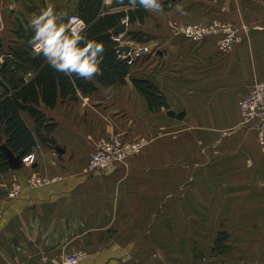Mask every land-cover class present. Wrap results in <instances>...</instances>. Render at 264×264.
Wrapping results in <instances>:
<instances>
[{
    "label": "crops",
    "instance_id": "obj_1",
    "mask_svg": "<svg viewBox=\"0 0 264 264\" xmlns=\"http://www.w3.org/2000/svg\"><path fill=\"white\" fill-rule=\"evenodd\" d=\"M114 1L104 0L101 12L126 9ZM80 2L0 0V63L46 3L67 12ZM214 19L237 30L232 49L220 48L224 33L193 41L174 31V24ZM130 42L151 51L130 64L123 84H97L44 107L55 122L52 141L38 138L34 164L0 171V264H59L77 250L86 252L78 264H224L211 257L213 238L225 224H242L243 193L258 192L264 176L257 129L242 124L238 106L264 80V0H170L162 12L129 21L122 43ZM112 135L144 148L90 171L91 155ZM53 175L61 179L26 183ZM14 185L22 186L15 197Z\"/></svg>",
    "mask_w": 264,
    "mask_h": 264
},
{
    "label": "trees",
    "instance_id": "obj_2",
    "mask_svg": "<svg viewBox=\"0 0 264 264\" xmlns=\"http://www.w3.org/2000/svg\"><path fill=\"white\" fill-rule=\"evenodd\" d=\"M103 1L82 0L78 11H74L85 19L89 36L105 45L102 73L93 80L69 79L51 68L42 56L34 55L32 49L14 52L17 67L15 73L10 69L11 79L0 74V171L10 169L3 145L15 154L27 156L36 146L38 138L52 141L50 133L55 122L45 114L44 107L53 109L59 99H75L78 90L82 93L94 92L97 84L112 89L126 81L130 64L118 56L116 46L119 42L112 30L126 16L130 23L144 21L147 10L139 7L133 10L129 0H115L114 7L126 9L101 12ZM169 4L170 0H162L163 8ZM27 36L29 39L31 35ZM4 65L0 73L6 71L8 64ZM23 112L34 120V130L25 122Z\"/></svg>",
    "mask_w": 264,
    "mask_h": 264
},
{
    "label": "built area",
    "instance_id": "obj_3",
    "mask_svg": "<svg viewBox=\"0 0 264 264\" xmlns=\"http://www.w3.org/2000/svg\"><path fill=\"white\" fill-rule=\"evenodd\" d=\"M69 16H76L85 21V19L78 13L73 12ZM86 23V21H85ZM121 23L129 25L128 16L122 19ZM174 31L176 34H182L185 37L193 40L200 41L210 35H217L224 33L220 39V48L223 50H230L236 42L239 41V34L230 23H222L220 20L214 19L207 23L199 24H174ZM122 34H117L115 39L119 42L116 46V52L128 64H133L139 54L150 52L149 45L136 46L132 42L129 44L122 43ZM130 46L129 51H125L122 46ZM242 124L244 126H253L257 129V139L262 149H264V80L256 82L250 92L244 96L239 105ZM144 143L141 141L127 142L122 137L114 135L110 138L102 139L99 143L98 149L91 155L88 162V169L91 171L104 169L113 162L125 161L131 155L142 152ZM35 154L29 153L23 156L24 164L32 165L36 162ZM58 177H40L30 176L27 178L26 183L29 187H36L55 183ZM22 189L21 185H14L10 191V196H16ZM86 256V252L77 250L74 253L66 256L59 264H78Z\"/></svg>",
    "mask_w": 264,
    "mask_h": 264
},
{
    "label": "clouds",
    "instance_id": "obj_4",
    "mask_svg": "<svg viewBox=\"0 0 264 264\" xmlns=\"http://www.w3.org/2000/svg\"><path fill=\"white\" fill-rule=\"evenodd\" d=\"M130 7L159 13L162 0H129ZM186 15L181 7L176 9ZM31 36L29 44L34 55L42 56L55 71L69 79L93 80L102 73L105 45L90 37L85 21L67 12H58L51 3L39 9L28 19Z\"/></svg>",
    "mask_w": 264,
    "mask_h": 264
},
{
    "label": "rangeland",
    "instance_id": "obj_5",
    "mask_svg": "<svg viewBox=\"0 0 264 264\" xmlns=\"http://www.w3.org/2000/svg\"><path fill=\"white\" fill-rule=\"evenodd\" d=\"M73 12L74 11L72 10L67 11L68 14H71ZM23 31L25 32V34H20V39L12 43L7 49L6 54L4 53V55H11L13 57V60L4 61L3 57L1 58L0 68H5L4 64H8V66L6 67V71L0 73L3 78L11 79V70H14L12 71L14 73L16 72L17 65L15 63L14 52L26 50L29 51L31 49L27 36H30L31 33L29 34L27 27L23 29ZM27 75H30V73H28ZM112 136H108L105 138H110ZM230 147L232 146L228 145L226 148H228L229 150ZM234 147L237 148V146ZM262 150L264 152V149ZM230 153H234V150H230ZM232 163H234V161H232ZM53 176L58 177L57 181L61 179L60 175ZM195 177V182L193 184L197 186V183L201 181V179H199V177L197 176ZM258 186V192H256L253 188H249V193H243L242 224H235L229 226L225 224L223 228H221L217 232L215 238H213V249L217 250V252H211L212 258L214 257L216 259L218 258V256H220L221 262H223L224 264H228V261L232 262L233 258L236 260V264H264V176L263 178H260ZM195 188L201 190V188L199 187ZM244 188L246 187L244 186ZM256 194L259 195L258 202H260V205H258V203L256 202V198L252 197ZM195 199H202V193L200 191L195 193ZM236 203L237 205H239L238 199ZM238 212L239 209L237 210L236 214L237 220H239ZM196 250V253H199L201 257H204L202 256V251H200L199 249Z\"/></svg>",
    "mask_w": 264,
    "mask_h": 264
},
{
    "label": "water",
    "instance_id": "obj_6",
    "mask_svg": "<svg viewBox=\"0 0 264 264\" xmlns=\"http://www.w3.org/2000/svg\"><path fill=\"white\" fill-rule=\"evenodd\" d=\"M127 30V25L125 23H121L119 26H117V28H114L112 30V32L114 34H120V33H124L125 31ZM122 48L125 50V51H129L130 50V46L128 45H124L122 46ZM3 59L4 61H11L13 60V57L11 55H4L3 56ZM162 103L163 105L165 106L166 109H168V114L171 115V116H175L176 113L170 109V106L166 100V97L164 95H162ZM184 114L181 113L178 115V117H181L182 115ZM4 149V153H5V157H7L8 159V164H9V167L13 170L15 169H19L21 168L24 163H23V156L21 154H15L13 153L7 146L3 145L2 147Z\"/></svg>",
    "mask_w": 264,
    "mask_h": 264
},
{
    "label": "bare ground",
    "instance_id": "obj_7",
    "mask_svg": "<svg viewBox=\"0 0 264 264\" xmlns=\"http://www.w3.org/2000/svg\"><path fill=\"white\" fill-rule=\"evenodd\" d=\"M234 47V46H233Z\"/></svg>",
    "mask_w": 264,
    "mask_h": 264
}]
</instances>
